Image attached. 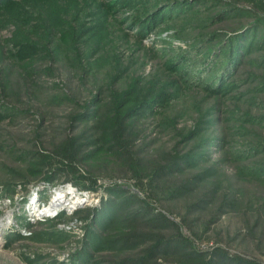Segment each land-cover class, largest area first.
<instances>
[{"label":"rangeland","instance_id":"obj_1","mask_svg":"<svg viewBox=\"0 0 264 264\" xmlns=\"http://www.w3.org/2000/svg\"><path fill=\"white\" fill-rule=\"evenodd\" d=\"M140 259L264 264V0H1L0 264Z\"/></svg>","mask_w":264,"mask_h":264},{"label":"trees","instance_id":"obj_2","mask_svg":"<svg viewBox=\"0 0 264 264\" xmlns=\"http://www.w3.org/2000/svg\"><path fill=\"white\" fill-rule=\"evenodd\" d=\"M1 1V0H0ZM233 58V57H232ZM231 58V59H232ZM172 242L173 241H175V242H173L174 243V246H169V250H168V252L170 253V254H173L174 252H177L176 251V249H178V248H180L179 247V244L181 243L180 241H178V240H176V239H173V240H171ZM177 242L179 243V244H177ZM173 249V250H172ZM164 250H166V249H164ZM163 250V251H164ZM168 252H163V254L165 253H168ZM154 258H158V257H156L155 256V254H154ZM146 260L147 259H140L138 262H137V264H147L146 263ZM212 264H232L229 260H226V259H219L218 260V262L217 263H212ZM234 264H250V263H245V262H242V261H237V262H235Z\"/></svg>","mask_w":264,"mask_h":264},{"label":"bare ground","instance_id":"obj_3","mask_svg":"<svg viewBox=\"0 0 264 264\" xmlns=\"http://www.w3.org/2000/svg\"><path fill=\"white\" fill-rule=\"evenodd\" d=\"M52 205V204H51Z\"/></svg>","mask_w":264,"mask_h":264}]
</instances>
